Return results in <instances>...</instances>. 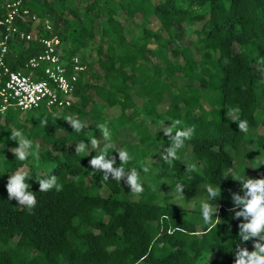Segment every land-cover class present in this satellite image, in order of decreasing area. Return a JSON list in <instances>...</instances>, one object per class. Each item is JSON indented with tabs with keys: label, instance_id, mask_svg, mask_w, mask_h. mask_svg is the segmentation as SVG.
Instances as JSON below:
<instances>
[{
	"label": "trees",
	"instance_id": "trees-1",
	"mask_svg": "<svg viewBox=\"0 0 264 264\" xmlns=\"http://www.w3.org/2000/svg\"><path fill=\"white\" fill-rule=\"evenodd\" d=\"M11 2L27 11L15 25L30 35L8 41L11 71L39 53L38 38L51 36L66 71L72 57L84 71L69 107L35 109L59 111L55 118L34 110L0 115V264H235L238 245L249 253L257 240L264 246L239 237L248 220L235 217L243 205L232 197L245 195L236 177L264 178V0H0V20ZM230 109L239 111L226 115ZM69 117L83 130L74 131ZM163 127L172 135L194 128L171 162L163 158L171 146ZM14 129L38 159H16ZM81 142L87 147L76 153ZM105 144L114 167L118 151L129 152L125 171H138L142 193H132L126 177L105 180L91 168ZM17 171L36 196L31 211L8 198ZM53 175L62 190L40 192L38 179ZM205 185L217 190L215 199ZM202 202L216 204L212 224L203 222Z\"/></svg>",
	"mask_w": 264,
	"mask_h": 264
},
{
	"label": "clouds",
	"instance_id": "clouds-1",
	"mask_svg": "<svg viewBox=\"0 0 264 264\" xmlns=\"http://www.w3.org/2000/svg\"><path fill=\"white\" fill-rule=\"evenodd\" d=\"M260 63L264 64V60ZM264 72V68L261 69ZM239 109H230L226 115H233L238 112ZM237 118L233 121L236 122ZM72 126L74 131L80 132L83 130L84 125L78 119H72L71 117L66 119ZM46 124L47 121H44ZM180 121H176L179 124ZM98 129L102 132L104 140L108 141L111 138V133L106 124L97 125ZM164 134L171 140V146L167 147L165 151V156L163 157L166 161L171 162L179 159L177 152L184 146V141L190 139L194 128H188L185 130H176L175 135L173 134L172 127H163ZM238 129L241 132L247 133L249 130L248 122L246 120H239ZM10 139L18 142V147L10 149V151L15 155L16 159L24 161L29 155H36L37 153H32L30 149L32 148V141L26 139L22 132L19 130H12ZM93 148L99 147V141L93 138L90 141ZM111 144H105L104 151L101 155L94 156L90 160V166L94 171H103L104 179L108 180L109 176L117 182H121L122 178L126 177V184L130 187L131 192L134 194H139L143 192V186L139 179V173L136 169H132L128 172L125 171L124 165L128 164L132 157L129 155L127 150H119L118 157L120 161V167H114L116 163L115 158H107V149L110 148ZM86 144L81 142L77 144L75 148L76 153H82L86 149ZM186 170L191 171L192 169L186 168ZM144 172H148V168H143ZM25 174L17 171L15 174L11 175L8 179L6 188L9 200L15 199L18 205L26 206L30 211L36 206L37 200L33 192H29L28 184L25 183ZM237 181L242 183V191L245 192L243 197L236 193L232 194L233 200L237 205H243V210L241 212L235 213V217L238 219L240 216H244L247 223L239 224V237L243 242H247L251 237H259L264 239L261 233H264V178L253 179L246 178L245 175L236 177ZM39 191L47 192L55 187L56 191L62 190V185L57 183L56 176H52L50 179H38ZM207 193L211 199L217 197V190L210 185H205ZM184 186L182 184L176 185V192L183 195ZM221 191V189H220ZM202 219L205 224H212L213 210L209 203L202 202L201 204ZM250 217V219H248ZM219 217H217V221ZM235 264H264V246L259 244L257 240L255 242V250L251 253L247 251L246 248L237 246V251L235 253Z\"/></svg>",
	"mask_w": 264,
	"mask_h": 264
},
{
	"label": "built area",
	"instance_id": "built-area-1",
	"mask_svg": "<svg viewBox=\"0 0 264 264\" xmlns=\"http://www.w3.org/2000/svg\"><path fill=\"white\" fill-rule=\"evenodd\" d=\"M5 11L0 20V115L8 110L25 113L40 106L69 107L74 83L84 66L72 57L66 71V60H61L58 50L59 40L51 36L38 38L39 53L26 59L21 70L11 71L5 61L7 43L12 37L30 40V35L19 31L15 25L17 16L28 14L25 10L20 11L19 2L7 3ZM44 26L49 29L48 25ZM38 76L42 79H37Z\"/></svg>",
	"mask_w": 264,
	"mask_h": 264
},
{
	"label": "rangeland",
	"instance_id": "rangeland-1",
	"mask_svg": "<svg viewBox=\"0 0 264 264\" xmlns=\"http://www.w3.org/2000/svg\"><path fill=\"white\" fill-rule=\"evenodd\" d=\"M32 114H34V115H40V116H49V117H51V118H55L56 116L55 115H57V114H59V111H55V113H53V112H48V110H45V112H42V111H40V112H36L35 110L32 112ZM260 130V129H259ZM261 132H262V130H260ZM257 157V156H256ZM23 171H24V169H22ZM22 170H20V171H22ZM182 204V203H181ZM215 205L216 204H210V206L212 207V210L214 211V212H216L217 211V207H215ZM190 206H192L191 205V203H188L187 204V207H190ZM191 208V207H190ZM262 236H264V233L263 234H261Z\"/></svg>",
	"mask_w": 264,
	"mask_h": 264
}]
</instances>
